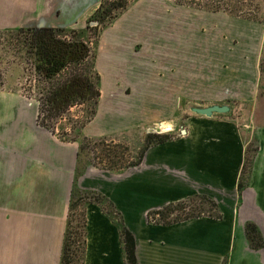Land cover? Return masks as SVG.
Masks as SVG:
<instances>
[{
    "label": "crops",
    "instance_id": "0c3cea01",
    "mask_svg": "<svg viewBox=\"0 0 264 264\" xmlns=\"http://www.w3.org/2000/svg\"><path fill=\"white\" fill-rule=\"evenodd\" d=\"M53 1L0 0V30L31 26L50 13ZM232 18L224 30L220 13H205L194 68L187 36L167 18L173 50L167 70L160 74L152 61L154 69L139 74L150 108L159 107L156 114L149 108L142 123L168 119L183 103L188 111L175 118L183 123L179 135L148 148L139 165L117 171L89 167L77 179L79 189L102 194L120 213L134 236L138 264H264V246L252 249L245 233L246 224H254L264 241V26ZM117 32L111 30L113 37ZM210 105L230 111L211 117L190 111ZM166 107L171 112L161 111ZM241 107L249 108L248 118L238 122L233 114ZM37 113V104L0 89V264L60 263L78 144L61 142L38 126ZM250 143L257 151L239 197ZM195 195L212 199L221 218L148 221L149 212ZM85 216L84 264H126L116 224L94 203L86 205Z\"/></svg>",
    "mask_w": 264,
    "mask_h": 264
},
{
    "label": "rangeland",
    "instance_id": "374dc122",
    "mask_svg": "<svg viewBox=\"0 0 264 264\" xmlns=\"http://www.w3.org/2000/svg\"><path fill=\"white\" fill-rule=\"evenodd\" d=\"M124 1L126 8L114 12L118 16L115 20L106 21L100 26L91 24L86 28L88 22L93 21L92 15L97 9L98 3L92 10L86 11L73 27L69 28L75 31L86 29L83 40L90 45L92 55L96 54L95 67L101 77V96L95 118L84 128L82 125L86 119V107L76 105L54 124V129L57 139L60 138L63 141L74 139L82 141L83 137L89 139V147L82 154V162H84L82 166L85 165L86 169L94 167L100 170L117 171L132 168L129 167V163L137 160L144 146L145 136L155 133V130L163 131L160 129V124L161 126L166 124L168 126L166 131L172 127L171 132L176 137L179 135L183 123L180 121L181 119L175 118L182 112L188 111V105L182 103L173 115L167 114L168 119H152L142 123L148 119L150 113L148 110L151 106L148 103L149 93H146L143 88L139 74L148 75L154 69V67L151 68L152 61L154 65L156 62L158 63L156 69L160 74L166 72L168 60L173 53L172 44L167 40V31L170 25L167 18L171 19L172 17L177 25L174 28L175 31L187 36L188 41L185 42L190 47L189 54L192 68H194L198 57L199 30L204 29L201 20L207 11L179 6L172 0ZM214 1L222 3V0ZM235 1H240L237 4L242 8L237 15L241 17L232 19L250 21L248 19L257 18L260 22L256 23H261L264 26V0ZM204 3L216 4V2L213 4L209 1H204ZM219 13L223 17L224 30H226L230 23L227 19L231 16ZM116 29L118 32L113 37L111 30ZM96 34L99 35L97 47L95 45ZM260 71V104L264 105V47ZM37 87L38 84L29 65L19 52L17 42L12 36H0V88L18 92L35 105L37 104ZM155 105L152 109L150 108L153 113L159 110L157 103ZM162 109L161 111L166 113L171 112L170 108ZM248 112L249 108L241 107L233 115L238 119V122H242L248 118L246 117ZM79 132L82 136L78 138L75 133ZM164 133L167 132L162 134ZM112 161L115 165L128 168L108 170ZM195 205L199 206L200 203L196 202ZM204 207L205 214H213V211H209L208 205H204ZM81 209L82 207L75 212L77 218L73 219L72 228L76 226ZM175 215L173 214L168 221L173 220ZM148 221L157 222L160 220L152 215Z\"/></svg>",
    "mask_w": 264,
    "mask_h": 264
},
{
    "label": "trees",
    "instance_id": "16d2710c",
    "mask_svg": "<svg viewBox=\"0 0 264 264\" xmlns=\"http://www.w3.org/2000/svg\"><path fill=\"white\" fill-rule=\"evenodd\" d=\"M176 5L204 10L210 13H226L231 17H241L237 15L241 11V6L235 0H222V3L214 0H172ZM206 2H216L210 5ZM124 0L108 2L101 0L93 18L98 22V26L109 20H115L118 16L114 12L125 9ZM260 22L257 18L248 19ZM86 30V29H85ZM85 30L75 31L69 28L52 27H19L16 29L0 30V36H12L17 42L19 52L23 60L29 65V69L38 84L37 107L38 113L36 123L55 135L54 124L62 119L73 106H85L86 119L82 128L90 123L96 116L100 93V75L96 71V54L92 55L90 45L83 40ZM99 35L96 34L95 45H98ZM2 89V88H0ZM77 134L78 138L81 133ZM77 138V137H76ZM175 138L172 132L149 133L144 138V146L140 151L137 160L129 163V167L139 165L146 150L152 146L167 143ZM75 142L78 144L75 180L71 191L68 207V215L64 230L62 250L59 264H84L86 250V216L85 207L94 203L100 206L106 216L112 220L119 232L121 248L126 264H138L135 255V239L127 229L120 213L114 205L102 194L94 191L81 190L77 187V179L81 176L86 167L82 166V154L89 147V139L83 137L78 139L63 141ZM257 147L250 143L244 152V163L241 169L238 182V195L241 196L246 187L251 171L253 157ZM128 168L110 163L108 170ZM200 205L196 206L195 203ZM193 204V205H191ZM204 205H208L209 211L213 214H205ZM82 207L78 215L76 226L71 227L73 219L77 216L75 212ZM188 210V211H186ZM148 213L149 219L152 215L160 221H153L159 225H172L178 222L208 216L220 219L221 214L215 202L207 196L195 195L177 203H170L160 209ZM175 218L168 219L173 215ZM152 222V221H149ZM245 233L248 243L252 249H260L264 246V241L254 224L247 223Z\"/></svg>",
    "mask_w": 264,
    "mask_h": 264
},
{
    "label": "water",
    "instance_id": "95a60500",
    "mask_svg": "<svg viewBox=\"0 0 264 264\" xmlns=\"http://www.w3.org/2000/svg\"><path fill=\"white\" fill-rule=\"evenodd\" d=\"M99 2L100 0H54L49 8L50 13L34 20L29 27L70 28L88 9ZM56 11L60 12L56 13ZM190 111L195 115L211 117L214 114H226L230 111V108L226 105H210L207 107H191ZM182 132L184 131L182 130Z\"/></svg>",
    "mask_w": 264,
    "mask_h": 264
},
{
    "label": "flooded vegetation",
    "instance_id": "af4514ba",
    "mask_svg": "<svg viewBox=\"0 0 264 264\" xmlns=\"http://www.w3.org/2000/svg\"><path fill=\"white\" fill-rule=\"evenodd\" d=\"M100 2H101V0H100ZM100 2H99V4H100ZM98 6H99V5H98ZM97 9H98V7H97ZM97 9H96V10H97ZM96 10H95V11H96ZM58 13H59V12H58ZM94 13H95V12H94ZM94 13H93V15H94ZM93 15H92V18H93ZM94 23H97L96 26L98 25V22L95 21L94 18H93V21H89V22H88L86 28H88L91 24H94ZM24 28H27V27H24Z\"/></svg>",
    "mask_w": 264,
    "mask_h": 264
},
{
    "label": "bare ground",
    "instance_id": "6f19581e",
    "mask_svg": "<svg viewBox=\"0 0 264 264\" xmlns=\"http://www.w3.org/2000/svg\"><path fill=\"white\" fill-rule=\"evenodd\" d=\"M160 129L166 131L168 129V126L166 124L161 126L160 124Z\"/></svg>",
    "mask_w": 264,
    "mask_h": 264
},
{
    "label": "built area",
    "instance_id": "2783aa9c",
    "mask_svg": "<svg viewBox=\"0 0 264 264\" xmlns=\"http://www.w3.org/2000/svg\"><path fill=\"white\" fill-rule=\"evenodd\" d=\"M171 130H172V127H171V129H170L169 131H159V132H158V131L155 130L154 132H155V133L171 132Z\"/></svg>",
    "mask_w": 264,
    "mask_h": 264
}]
</instances>
